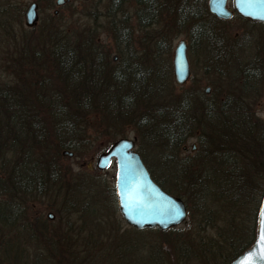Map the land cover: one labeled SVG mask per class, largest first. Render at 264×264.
Instances as JSON below:
<instances>
[{"label": "rangeland", "instance_id": "1", "mask_svg": "<svg viewBox=\"0 0 264 264\" xmlns=\"http://www.w3.org/2000/svg\"><path fill=\"white\" fill-rule=\"evenodd\" d=\"M154 2L151 12H142L141 0H108L107 4H65L58 15L54 14L53 5L56 4H41V20L34 28L28 27L24 20V12L30 4H16L14 19L12 20V14H6L9 18L6 21L0 20V129L5 135L8 134L5 140V136H0V144L5 148L4 152L0 148V162H5V166H12L16 161L24 163L26 156H40L43 152L41 145L33 146L35 143L30 138H22L18 142L13 131L12 134L8 133L13 108L6 107L10 104L5 101L9 99L7 96L19 95L24 100L13 101L9 105L14 106L15 112L23 109L20 106L30 105L27 104V99L33 92L46 96L48 101L36 106L46 105V111L42 114H48L44 118L49 119V125L50 119H54L53 126L49 127L50 133L55 136L54 133L60 131L66 122H61V118H70L74 121L70 123L75 125L71 133L78 134V137L73 136L71 140L83 146L73 156L64 155V151L60 154L53 144L46 146L49 151V184L45 183V190L42 188L41 191L34 192L39 193L36 196L22 195L21 209L25 212H22L24 215L21 217L16 216L17 229L14 232L18 241L26 243V232L20 234L27 229L25 224L49 220V213L56 216L54 221L49 220L54 223L52 226H59L62 216H66L60 215L57 210L64 194H78L85 185L92 187L93 192L106 195L101 201L102 206L90 204L86 209L83 208L84 204L75 205V200L71 201L74 203L68 201L70 207H66L72 211H65L67 216L61 223L66 230L80 229L78 231L84 237L92 236L95 240L92 244H97L98 247V264H104L106 257L112 264H219L221 244L226 240L233 242L230 239L232 233L236 236L244 235L246 240L251 236L255 216L248 209L253 205L249 197L239 201L246 204L244 207L239 204V209L232 196L224 197L217 205L219 201L203 202L189 193L192 212L188 213L182 224L166 231L157 228L136 229L126 222L118 209L113 210L109 205L110 197H107V193L109 188H115L116 163L114 161L106 171H101L96 166L107 146L121 138H136V150L145 153L155 173L161 177L164 175L166 182L178 186L180 183L174 179V175H169L165 169L164 154L168 158L178 157V162L192 159L200 143V136L208 137L213 133L208 126L197 129L192 124L189 131L187 132L188 128L185 131L181 153L177 156L161 136L160 143L148 142L152 132L147 133L148 123L152 121L150 119L159 118L158 113L161 111L168 113L179 106L192 105L196 108L199 125H204L206 118L202 109L212 106L217 110L221 106L219 119L221 118V130H224L233 123L231 110L240 108L246 114L245 118H248L247 114L255 117L257 124L254 119L251 121L249 118L250 123L264 129V24L245 21L243 18L218 22L209 18L206 13L200 15L217 34V38L221 37V42H212L213 46L220 47V51L213 53L209 44L205 46L204 42L191 38V48L188 50L191 75L185 84L179 85L174 78V50L180 40L188 42L191 27L193 28L190 13L193 7L198 8L200 4H186V0ZM4 5L9 4H2ZM181 9L184 13L187 12L189 20L182 21L179 14ZM198 10L200 13L203 9L200 7ZM153 12L155 14L147 22L145 15ZM140 16L144 18L146 25L142 24L144 22H141ZM66 38L71 43L78 44L81 50L86 48L83 45L94 48L103 58L99 57L107 77L112 76L117 67L113 60L114 54L119 53L121 56L122 50L129 53L130 65L143 72L140 80L143 84L136 88L140 90V96L135 97L136 103L129 106L125 114H115L110 110L98 111L94 107L99 102L97 98L87 100L91 106L84 108L87 98L82 97L84 101L80 102V97L72 95L73 88L64 80V75H60L54 60L50 63L49 58L31 56V59H24L22 56L24 52L27 55L46 52L48 46L52 48L54 41ZM254 55L259 71L257 70L251 83L245 85L244 71L247 62ZM16 56L18 61H15ZM33 63V67L36 66L38 70L31 67ZM86 74L89 77L85 84L86 91L92 89L87 91L92 94L96 88L92 81L94 76L89 70ZM208 87L211 88L209 94L206 93ZM117 88L120 94L124 93V88L119 83ZM66 105L70 112L63 114L59 108ZM41 116L38 114L39 118H43ZM53 140L55 144L59 143L57 139ZM193 145L195 150H192ZM96 172L101 174V178L107 179V185L101 184L104 180L97 178ZM2 176L7 178L3 173ZM3 182L0 185V204L8 203L11 198L14 202L20 192L18 185L9 184L7 179ZM180 188L184 190L183 186ZM30 197L34 199H28ZM88 206H93L95 211ZM95 221L102 223L97 224ZM92 223L95 224L91 225ZM78 226L79 228H74ZM6 230L0 226V264H59L56 257L62 264L68 261H61L63 253L60 249H57L61 253L58 257L59 254L54 253L56 249L53 251L33 247L31 244L30 247L25 244L17 253L18 248L5 247L11 240L9 232L5 234ZM72 236L73 234L70 235L71 238ZM78 245L80 243L76 246L74 241L73 256ZM73 256H69V264H80Z\"/></svg>", "mask_w": 264, "mask_h": 264}, {"label": "trees", "instance_id": "2", "mask_svg": "<svg viewBox=\"0 0 264 264\" xmlns=\"http://www.w3.org/2000/svg\"><path fill=\"white\" fill-rule=\"evenodd\" d=\"M153 8L154 4H151L149 0L146 1V4H141L142 12H151L153 11ZM198 8L200 7L198 6ZM198 8L193 7L190 13V21L193 20V28L191 27L190 33L192 39L194 41L204 42L205 46L209 44L211 49H213V53L220 51L219 46L212 45L213 41H218L216 37L217 34L214 33L210 26H208V23L202 20V16L200 17V15L205 14V9L199 13ZM179 11L182 21L189 20L187 12L184 13L182 9ZM147 15H145V18L148 22L150 20H148V18L152 17L154 12L153 14ZM209 18L213 19L211 16H209ZM140 20L141 22H144L142 23L143 25L147 24L142 16H140ZM71 42L72 41L68 38L63 41L60 39L57 42L54 41L51 49L48 46L46 52L42 51L41 54L39 53L37 55H34L33 53L27 55L24 52L22 56L25 57L24 59L41 56L44 59L49 58L50 63H53L54 60V64L58 67L60 75H64V80H66L69 83V86L73 88L74 93L72 95H75L77 98L80 97V102L84 101L82 97L87 98L85 99L86 103L84 108L91 106L87 100H90V98H97V102L99 101L100 103L98 102L94 107L97 108L98 111L108 112V110H110L115 114H125V111L129 109V106H134L136 103L137 99L135 97L140 96V90L138 91L136 88L141 87L143 84L140 82L143 78V72L130 65L129 53L125 51L124 57L121 56V62L119 64L115 63L117 67L114 68L116 69L114 74L107 77L104 73V67L101 62L103 58L100 57L94 48L91 49L89 46L83 45L86 48L83 47L84 49L81 50L79 49L78 44ZM15 61H18V56L15 57ZM42 62H44L43 59ZM34 64L35 63H33L31 67H33ZM247 64L248 65L244 71L245 85L251 83L254 75L256 76L257 70L259 71L256 66L257 58L255 55L249 60V62H247ZM33 68H36L35 70L39 69L36 66ZM88 70L91 71L92 77L94 76L92 81L96 87L92 94L87 92L88 90L92 91V89H87L86 91L85 86L89 80V77L86 74ZM118 83L124 88V93L122 94L118 91ZM96 90L97 94L95 93ZM7 97L9 99L5 101L10 104H7L6 107L13 108L10 113L12 114V117L9 118L11 119L10 127L7 125L8 133L12 134L13 131L18 142L22 141V138H30L32 142L35 143L33 146L39 147L41 145L43 152H41L42 155L40 156L35 155L28 158L26 156L25 160L27 159V161L24 160V163L16 161L12 166H5V162H0V185L4 183L3 180L7 179L9 184H17L20 190L19 194L16 195L17 198L14 199V202H12L11 198L8 203L0 204V226L3 230L7 229L5 234L7 235L9 232L11 239L5 247L18 248L16 250L17 253L25 247V244L27 247H30L31 244L33 247H43L46 249H52L53 251L56 249L54 253H58V257H60V252L62 251L63 256L61 261L68 260L64 262V264H69V256L71 254L73 256L74 241H76L77 246V243H79L80 240L79 234H81V232L78 231L79 229L74 231V229L66 230L63 228L64 224L62 225L61 222L65 220L64 217L67 216L65 211H72L70 208H67L70 207L68 206V203H74L71 201L75 200V205L84 204L83 208L86 209L87 205L90 204L102 206L101 201H103V197H106V195L101 194V192H93V188H88L87 185L84 186L85 188H81V191L78 194H64L62 202H59L60 208H57L60 215H66L62 216L63 218L60 220V225L55 228V226H52L54 223L49 220H40L38 222L30 221L29 224H25L27 229L24 233H20L25 234L26 232V243L18 241L14 232L17 229L16 216L21 217L24 215L22 212H25L24 209H21L22 195L36 196L39 193L34 194V192L37 193V191H41L42 188L44 189L45 183L49 182V151L46 146H48V144H53L60 154L65 150L73 151L75 154L80 152L83 146L71 140L73 139L71 137H78V134L71 133V131L74 130L75 125L73 124L74 121L70 118H61V122H66L63 127L60 128V131L54 133L56 137L53 136V133H50L49 127L53 126L52 122H54V119H50L49 125V119L44 118V115L47 117L48 114H42V112L46 111V105H44V107L36 106L47 102L48 98L46 96H41L39 93L35 94L33 92L32 96L27 99L29 101L27 104L30 105L28 107L20 106L23 109L18 110L17 112H15L14 106L9 105H11L13 101L18 102L24 100H22V97L19 95ZM19 103L22 104L21 102ZM59 111H63V114H68L70 109L67 105L60 106ZM202 112L206 118V123L204 125H199L195 114L196 108L192 105H189L188 107L179 106L176 110L172 109L168 113L161 111V113H158L159 118L150 119L152 121L148 123L147 133L152 130L149 134L150 138L148 142L150 144L160 143L162 137V140L167 143L171 150H174L177 153V156L178 153H181V143L187 128V132L192 124H194L197 129L205 126L212 128L213 133H210L208 137L206 135L200 136V143L197 145V150L194 152V158L178 162V157L170 156L168 158L164 154L165 169L169 175H174V179L180 183L178 186L169 181L166 182L164 175V178L158 176L147 160L145 153L141 150H139V153L141 154L154 181L168 193L182 198L187 205L189 214L192 212V207L188 200L189 193H193L197 200L203 202L205 200L219 201L217 205L221 203V199L224 197L232 196L239 209L240 206L244 207L246 205L245 202H239L242 198L249 197L252 200L253 205L248 208L250 213L253 211L255 216L254 228H252L251 236L246 240L244 235L236 236L235 233H232L230 239L233 242L227 240L226 242L224 241L225 243L221 244V252H218L219 259L221 260V263L219 264H229V262L250 247L257 236V227L255 230V225L258 223L259 208L264 195V129L254 126L257 124L255 122V117L253 118L251 115L247 114L248 118H245L246 114L240 108H233V110H231L233 115L231 120L233 123L226 126V130H221V118L219 119L221 116V106L217 110L212 106H207L202 109ZM38 114H41V117L43 118H39ZM249 118L251 121L254 119V125L253 123H250ZM54 126L57 127L56 123H54ZM62 129L63 131H61ZM7 135H5L0 129V136H5L4 140ZM53 138L57 139L59 143L55 144L56 142H54ZM1 147L3 148L0 144V148ZM109 147L110 146H107L105 151ZM4 149L5 148H3V152ZM11 151L13 152V150ZM165 169H163V171ZM2 173L5 174L7 178H4ZM95 174L97 178L104 180L101 184H108L106 178L104 179L100 177V173L96 172ZM181 186L184 187V190L180 188ZM61 195L63 194H58V196ZM107 197H110L108 199L109 205L112 209L117 210L118 206L114 187L109 188ZM28 199H34V197ZM88 207H91L90 209L95 211L93 206ZM95 223L101 224L102 222L95 221ZM95 223H92L91 225ZM74 228L77 229L79 226ZM65 231L68 232L66 233ZM72 234L73 236L71 238L70 235ZM13 238L15 240H13ZM16 240L18 242H16ZM96 248V256H98L97 245ZM57 249H60V252ZM78 251L79 248L74 252L75 259L77 260L79 258ZM55 259L59 264H62L57 257Z\"/></svg>", "mask_w": 264, "mask_h": 264}, {"label": "water", "instance_id": "3", "mask_svg": "<svg viewBox=\"0 0 264 264\" xmlns=\"http://www.w3.org/2000/svg\"><path fill=\"white\" fill-rule=\"evenodd\" d=\"M234 3L241 16L264 23V0H234ZM208 5L210 12L219 18L232 16L226 0H210ZM36 8V4H31L25 13L28 27H33L37 22ZM187 47V42L180 40L174 50V78L179 85L185 84L191 74ZM206 92H210L209 88ZM135 147V139L121 138L99 156L96 164L99 170L106 171L116 160L115 189L120 212L126 222L137 229L158 227L167 230L179 226L188 216L186 203L154 181ZM63 154L73 156L70 151H64ZM262 213L264 196L259 210L256 241L231 264H264V243L260 241V233L264 230ZM48 217L53 219L54 216L49 213Z\"/></svg>", "mask_w": 264, "mask_h": 264}, {"label": "flooded vegetation", "instance_id": "4", "mask_svg": "<svg viewBox=\"0 0 264 264\" xmlns=\"http://www.w3.org/2000/svg\"><path fill=\"white\" fill-rule=\"evenodd\" d=\"M146 1L147 0H141V3L146 4ZM149 1L151 2V4H155L154 0H149ZM209 1L210 0H186V4H200L199 6L203 10L205 9V11H206L205 13L207 15L213 17V19L218 21V22H229L230 20H232L234 18H243L245 21L254 22L250 19H247V18L241 16L237 12V10L234 7V4H235L234 0H226L227 7L229 8L230 11H232V16L230 18H219L216 15L212 14L210 12L209 5H208ZM107 3H108V0H0V20L6 21L9 18L8 16H6V14L7 15L12 14V20H13L16 4H30V5L36 4L37 5V8H36L37 22L33 27H30V28H34V27L38 26V24L41 20V4H56V5H53L55 7L54 8V14L58 15L60 13V8L62 6H64L65 4H107ZM2 4H9V5L8 6L7 5L2 6ZM27 9L24 12V20L25 21H26L25 13H26ZM154 14H155V12H154ZM254 23H256V22H254ZM191 38H192V36L190 34L188 42H187V46H188L187 51L189 50V48H191V45H190ZM217 40H219L221 42V37H218ZM125 51L126 50L122 51V55H121L122 57H124ZM121 56L119 53L114 54V56H113L114 62L119 64L121 62ZM209 90H211V88H209ZM135 146H136V142H135ZM0 176H1V171H0ZM53 216H54L53 219H50L49 217H48V219L51 221H54L56 216H55V214H53ZM155 228H157V227H155ZM157 229H159V228H157ZM162 231H165V230H162ZM78 233H80V232H78ZM79 239H80L79 240L80 245H79V251H78L79 263L80 264H98V258L96 256L97 255V248H96L97 244H92V241H95L92 238V236L84 237L83 235L79 234ZM84 239H88V240H84ZM235 259L236 258H234L231 262H229V264H231ZM108 260H109L108 257H106L104 260V264H112ZM122 264H128V263L122 262Z\"/></svg>", "mask_w": 264, "mask_h": 264}, {"label": "snow or ice", "instance_id": "5", "mask_svg": "<svg viewBox=\"0 0 264 264\" xmlns=\"http://www.w3.org/2000/svg\"><path fill=\"white\" fill-rule=\"evenodd\" d=\"M262 214H264V213H262ZM260 241H261V243H264V230H262L260 233Z\"/></svg>", "mask_w": 264, "mask_h": 264}]
</instances>
